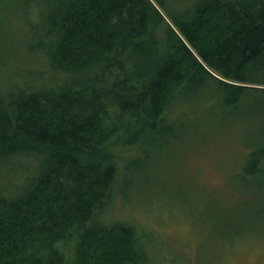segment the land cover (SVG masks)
<instances>
[{"label": "trees", "instance_id": "16d2710c", "mask_svg": "<svg viewBox=\"0 0 264 264\" xmlns=\"http://www.w3.org/2000/svg\"><path fill=\"white\" fill-rule=\"evenodd\" d=\"M18 1L66 75L0 84V159L36 158L0 189V264H151L144 228L104 213L200 112L254 127L244 170L264 171V0Z\"/></svg>", "mask_w": 264, "mask_h": 264}, {"label": "rangeland", "instance_id": "374dc122", "mask_svg": "<svg viewBox=\"0 0 264 264\" xmlns=\"http://www.w3.org/2000/svg\"><path fill=\"white\" fill-rule=\"evenodd\" d=\"M29 34L23 5L0 0V84L22 82L14 76L21 72L35 83L53 73L27 49ZM205 112L153 158L150 178L140 176L125 196L117 190L105 218L143 227L151 264H264V171L245 172L241 147L254 127L240 128L241 119L211 121ZM232 124L241 130L231 132ZM33 161L25 153L0 159V189L19 185Z\"/></svg>", "mask_w": 264, "mask_h": 264}, {"label": "water", "instance_id": "95a60500", "mask_svg": "<svg viewBox=\"0 0 264 264\" xmlns=\"http://www.w3.org/2000/svg\"><path fill=\"white\" fill-rule=\"evenodd\" d=\"M219 77V76H218Z\"/></svg>", "mask_w": 264, "mask_h": 264}]
</instances>
